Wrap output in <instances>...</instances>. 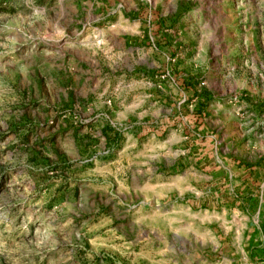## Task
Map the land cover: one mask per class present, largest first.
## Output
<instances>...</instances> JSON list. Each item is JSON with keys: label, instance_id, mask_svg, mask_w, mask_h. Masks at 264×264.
Segmentation results:
<instances>
[{"label": "rangeland", "instance_id": "1", "mask_svg": "<svg viewBox=\"0 0 264 264\" xmlns=\"http://www.w3.org/2000/svg\"><path fill=\"white\" fill-rule=\"evenodd\" d=\"M171 204L264 213V0H0V264L221 263Z\"/></svg>", "mask_w": 264, "mask_h": 264}, {"label": "crops", "instance_id": "2", "mask_svg": "<svg viewBox=\"0 0 264 264\" xmlns=\"http://www.w3.org/2000/svg\"><path fill=\"white\" fill-rule=\"evenodd\" d=\"M209 26V24H207ZM215 31V29H214ZM213 31L209 30L208 34ZM168 147L164 149L165 155L158 153H149V155L142 158L140 164H155L162 161L168 162L167 151ZM192 156L194 149H189ZM197 153V151H195ZM199 153V151H198ZM154 157V158H153ZM201 162V161H200ZM142 165V166H143ZM148 166V165H147ZM152 168H156L155 166ZM186 171L182 169L179 174L183 175ZM145 181L148 176H140ZM158 177V176H156ZM160 182L154 183V186L159 188L166 187L167 192L175 193L176 196L184 192H192L195 187L188 182L189 176H163ZM187 181L182 185L175 183L179 180ZM162 180H170L162 182ZM157 182V180H156ZM149 186H151L149 184ZM156 212H148L143 215V220L146 222L148 228H152V223L166 221L168 226L175 224V227L183 236L191 237L194 242L192 249L197 252L200 248L209 245L208 252L211 257L215 255L221 263L219 264H264V213L262 210H255L254 215H236L239 213L234 208L227 205H206L198 206L193 204H171L167 206H158ZM233 212V216H231ZM229 213V214H227ZM154 228L157 226L153 225ZM160 237L163 236L160 230H157ZM173 231H176L173 229ZM169 234V229H168ZM170 234L174 235L173 232ZM196 252V251H195Z\"/></svg>", "mask_w": 264, "mask_h": 264}]
</instances>
